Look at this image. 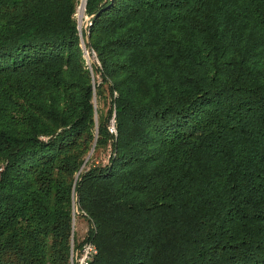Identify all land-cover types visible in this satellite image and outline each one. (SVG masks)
Listing matches in <instances>:
<instances>
[{"label":"trees","instance_id":"16d2710c","mask_svg":"<svg viewBox=\"0 0 264 264\" xmlns=\"http://www.w3.org/2000/svg\"><path fill=\"white\" fill-rule=\"evenodd\" d=\"M80 4L0 0V264H264V0Z\"/></svg>","mask_w":264,"mask_h":264},{"label":"rangeland","instance_id":"374dc122","mask_svg":"<svg viewBox=\"0 0 264 264\" xmlns=\"http://www.w3.org/2000/svg\"><path fill=\"white\" fill-rule=\"evenodd\" d=\"M85 4L87 5L85 0H81V4L78 8L77 15H76L78 24H79V30L81 32L87 26L89 22V17L86 15V5ZM85 56H86L87 64L89 66L93 64H98L97 57L93 51H89L85 48ZM74 226H75L76 232L78 233L80 240H84L88 232L87 222L85 220H80L78 222H75ZM92 247H93V244L84 243L81 249L82 255L79 256L78 254H76L73 257V264H88L89 260L92 258V255H91L92 251L94 250Z\"/></svg>","mask_w":264,"mask_h":264},{"label":"built area","instance_id":"2783aa9c","mask_svg":"<svg viewBox=\"0 0 264 264\" xmlns=\"http://www.w3.org/2000/svg\"><path fill=\"white\" fill-rule=\"evenodd\" d=\"M110 131H111V133H115V127H114V125H112V127L110 128ZM94 250L92 251V256L94 255V253H95V248L94 247H92Z\"/></svg>","mask_w":264,"mask_h":264},{"label":"water","instance_id":"95a60500","mask_svg":"<svg viewBox=\"0 0 264 264\" xmlns=\"http://www.w3.org/2000/svg\"><path fill=\"white\" fill-rule=\"evenodd\" d=\"M85 2L87 3V0H85ZM86 5V4H85Z\"/></svg>","mask_w":264,"mask_h":264}]
</instances>
